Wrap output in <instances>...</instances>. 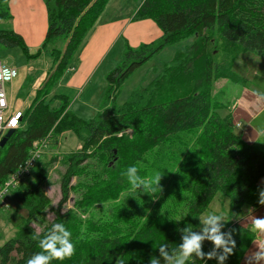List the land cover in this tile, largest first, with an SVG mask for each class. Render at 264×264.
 <instances>
[{
    "label": "trees",
    "instance_id": "obj_1",
    "mask_svg": "<svg viewBox=\"0 0 264 264\" xmlns=\"http://www.w3.org/2000/svg\"><path fill=\"white\" fill-rule=\"evenodd\" d=\"M9 1L0 0V20L12 18ZM107 2L45 0L41 48L60 38L65 45L51 48L52 65L31 106L0 146V184L45 136L53 139L70 131L80 148L64 156L60 198L40 231L30 222L50 202L41 187L48 169L42 157L10 191L28 215L0 246V264H27L38 254L47 255L41 241L57 224L70 232L75 251L48 264H176L183 237L194 234L200 215L218 193L229 200L230 226L223 238L231 251L201 243L202 255L193 253L186 262L242 264L258 231L244 225L240 214L246 205L264 206L259 203L264 199V151L235 131L233 112L218 114L227 104L223 92L212 94V87L223 78L246 87L248 79L233 70L235 60L246 52L264 58V0H142L132 19L153 20L161 35L137 47L126 45L121 61L106 75L99 111L85 120L68 108L67 95L52 93V88ZM190 36L191 42L178 47L153 80L117 103L128 76L165 46ZM0 45L19 46L27 58L41 53L29 54L24 38L12 28H0ZM132 167L134 174L128 171ZM157 174L156 192L146 193L140 181ZM134 184L139 187L133 191ZM74 191V207L67 206ZM108 200L116 203L105 217L78 213Z\"/></svg>",
    "mask_w": 264,
    "mask_h": 264
},
{
    "label": "rangeland",
    "instance_id": "obj_2",
    "mask_svg": "<svg viewBox=\"0 0 264 264\" xmlns=\"http://www.w3.org/2000/svg\"><path fill=\"white\" fill-rule=\"evenodd\" d=\"M141 2L142 0H108L101 16L97 18L94 31L87 35L74 51L70 60L71 71L65 70L52 88V91L56 89L57 92L61 91L67 95L68 108L85 120L94 118L99 111L107 87L106 75L121 61L126 45L137 47L141 43L155 41L161 35V30L153 20H131ZM0 28H12L11 20H0ZM192 38L186 37L165 46L138 67L121 85L117 103H122L134 88L146 86L153 80L170 61L175 50L190 43ZM64 45L65 39L60 38L45 48H41V44L38 47L27 46L29 54L32 55L41 50L37 57L30 58H27L26 53L19 46L0 45V59L14 66L17 71L11 83L4 84L12 111L25 113L31 106L37 87L52 65L51 48L63 49ZM233 70L248 79L247 86L234 83L228 78L215 81L212 94L222 91V100L227 104L226 108L218 110V114L223 116L229 111L233 112L236 120L235 131L256 148L264 151V58L249 52L242 53L235 60ZM74 72H76L75 77H73ZM52 105L58 107L60 103L55 102ZM247 105L249 108L245 107ZM50 142L41 156L48 167L46 179L41 187L50 202L30 222L37 232L53 218V208L60 198V178L65 169L64 156L80 148L78 139L70 131L62 132ZM260 182L264 185V177ZM76 195L78 194L74 191L67 206L74 207ZM4 200L5 206H1L0 202V246L16 234L24 225L28 215L27 208L21 206L12 193L7 194ZM114 203L116 201L113 200L96 203L86 210H78V213L82 218L89 215L105 217ZM217 213H224L227 216V219L216 222L220 226L219 233L223 236L229 229L231 218L229 200L219 193L200 215L194 231V234L205 236L201 243L211 248L214 245L207 239V233L204 231L211 225L205 223L203 218ZM240 217L244 225L253 229L254 219L264 217V206L253 209L246 205L242 208ZM262 244H264V234L258 231V235L242 259V264H264V259L256 258ZM184 264L188 263L185 261Z\"/></svg>",
    "mask_w": 264,
    "mask_h": 264
},
{
    "label": "clouds",
    "instance_id": "obj_3",
    "mask_svg": "<svg viewBox=\"0 0 264 264\" xmlns=\"http://www.w3.org/2000/svg\"><path fill=\"white\" fill-rule=\"evenodd\" d=\"M128 171L130 173H135L136 168H129ZM161 176L157 174L150 181L141 180L140 183L144 184V191L148 194L156 192L157 187L159 186ZM136 187H139V184L133 185V191ZM9 194L7 189L3 192H0V197ZM262 196H264V192H262ZM259 203H264V199H261ZM204 222L211 225L210 228H205L204 231L207 233V239L211 240L215 248H223L225 253L231 251V249L225 247L226 241L224 240L222 234L219 233V225L216 223L218 220L227 219V216L224 213L211 214L203 218ZM258 230L261 234H264V217L256 218L253 221V231ZM70 236V232L66 231L62 225H55L54 231L50 234L45 240L41 241V247L47 252V255L38 254L28 260L27 264H48V261L55 258L58 260H64L66 258H70L75 251L74 245L69 242L68 237ZM205 239V236L192 234L190 236L183 237V243L180 245L181 252L180 258L177 260L176 264H184L186 260L191 259L192 254L195 253L196 256H201V241ZM59 245V247L57 246ZM261 251L257 253V259H264V244L261 246ZM212 254L209 253V256ZM225 257H219L220 260H223ZM152 264H156V261L153 260Z\"/></svg>",
    "mask_w": 264,
    "mask_h": 264
},
{
    "label": "built area",
    "instance_id": "obj_4",
    "mask_svg": "<svg viewBox=\"0 0 264 264\" xmlns=\"http://www.w3.org/2000/svg\"><path fill=\"white\" fill-rule=\"evenodd\" d=\"M16 74L17 71L14 66L0 59V138L8 129L18 128L22 121L23 113L11 110L4 88V84L7 82L11 83ZM237 125H239V123ZM50 141L51 138L49 136H45L33 143L29 156L23 164L11 173L2 184H0V192H3L6 188L8 193H10L13 188H15L26 176L31 173L32 168L35 166L37 160H39L44 154V151L48 147ZM6 195L0 197L1 206L6 205L4 200Z\"/></svg>",
    "mask_w": 264,
    "mask_h": 264
},
{
    "label": "crops",
    "instance_id": "obj_5",
    "mask_svg": "<svg viewBox=\"0 0 264 264\" xmlns=\"http://www.w3.org/2000/svg\"><path fill=\"white\" fill-rule=\"evenodd\" d=\"M8 5L12 15V29L22 35L27 46L38 47L42 43L47 28L45 0H10ZM101 14L99 16H101ZM131 20L133 21L134 19ZM96 22L85 37L94 31L97 25ZM71 69L72 67L69 64L66 70L70 72ZM74 75H76V72L73 73V77H75ZM55 90L52 91V93H62L61 91L57 92V90ZM245 107L249 108L248 105Z\"/></svg>",
    "mask_w": 264,
    "mask_h": 264
},
{
    "label": "water",
    "instance_id": "obj_6",
    "mask_svg": "<svg viewBox=\"0 0 264 264\" xmlns=\"http://www.w3.org/2000/svg\"><path fill=\"white\" fill-rule=\"evenodd\" d=\"M14 131V129H8L4 135L0 138V146H3L6 142L7 137Z\"/></svg>",
    "mask_w": 264,
    "mask_h": 264
},
{
    "label": "snow or ice",
    "instance_id": "obj_7",
    "mask_svg": "<svg viewBox=\"0 0 264 264\" xmlns=\"http://www.w3.org/2000/svg\"><path fill=\"white\" fill-rule=\"evenodd\" d=\"M13 123H15V122H13Z\"/></svg>",
    "mask_w": 264,
    "mask_h": 264
}]
</instances>
